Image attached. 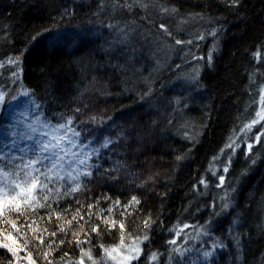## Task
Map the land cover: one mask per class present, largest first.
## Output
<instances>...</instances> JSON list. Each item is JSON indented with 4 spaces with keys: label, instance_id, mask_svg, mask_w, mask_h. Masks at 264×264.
Wrapping results in <instances>:
<instances>
[{
    "label": "trees",
    "instance_id": "obj_1",
    "mask_svg": "<svg viewBox=\"0 0 264 264\" xmlns=\"http://www.w3.org/2000/svg\"><path fill=\"white\" fill-rule=\"evenodd\" d=\"M263 88L264 0H0V139L71 119L91 153L36 165L44 206L0 215V264H120L121 238L132 264H264Z\"/></svg>",
    "mask_w": 264,
    "mask_h": 264
},
{
    "label": "snow or ice",
    "instance_id": "obj_2",
    "mask_svg": "<svg viewBox=\"0 0 264 264\" xmlns=\"http://www.w3.org/2000/svg\"><path fill=\"white\" fill-rule=\"evenodd\" d=\"M234 2H238V0H234ZM165 11H167L165 9ZM161 28H165V25L161 24ZM170 34V33H169ZM202 39V37H201ZM176 43H182V41H176ZM188 43H191L189 41ZM19 58H17L14 61H9V63H18ZM15 75V73H14ZM27 95V91L24 93ZM6 94L4 92H0V103H3L5 101ZM258 119L253 120L252 124H256L259 122L260 119H264V112L257 113ZM72 123L71 119L67 121L66 124H60L53 128V132L58 131L59 129L67 128L68 131L73 132V135L79 136L78 132H75L74 129L69 128L68 126ZM47 127V125H45ZM252 125H246V128H251ZM33 132H35V129H32ZM4 137L7 138L5 141H0V143L3 144V147L6 149L11 150L12 148L17 149L21 153L26 152H32L34 154V158L27 160L23 163L22 166L17 165V168L19 169L18 172H12V171H5L3 166H0V215H6L8 212H16L19 214H23L24 208L22 205L35 208L36 206L43 207L44 205H41L39 203V200L36 198V196L33 194L38 188H47V184L41 182V176L50 177L48 176V173L52 171L51 168L48 169L47 173H42L40 171V168L36 167V165H42L45 160H48L52 163V166L55 167L56 163L59 162V159L53 160V156L59 157V154L54 152L53 149L61 148L62 145L60 141H63L64 139H67V135L65 136H53L52 139L56 140L57 143H52L51 141H45L42 138L41 139H35L32 135H25L22 136L21 139H27L33 141V144L31 146H26L24 148H21L17 142L16 139H12V137H16L15 131H5ZM44 135H51L50 133H45ZM257 140H259V137H257ZM107 143H110V141L105 142V147L107 146ZM74 146V145H73ZM252 145H248L249 151L251 150ZM44 153H49V155H43ZM91 153L86 154L84 158L80 159L78 163L80 165L87 166V161ZM14 159H22V157H11L9 158L7 155V152H4L3 154H0V160H8L9 163H11ZM224 171H227V168L224 169ZM21 173L23 176L21 177ZM84 175H90V172H84ZM15 176V178H13ZM62 178V177H61ZM78 178V177H76ZM221 183H223V177H220ZM79 188V185L76 186L75 189L77 190ZM44 199L46 200L47 197L45 196ZM34 202V203H33ZM133 203H138L135 197L132 198ZM118 203V202H117ZM227 207V205H225ZM8 222L7 220L5 221ZM70 223V222H69ZM105 223H109L108 221H105ZM147 221L145 222V226H147ZM113 227H116V223L113 221L111 222ZM12 227H15V224H12ZM119 228L123 230L124 225L121 223L119 224ZM93 231H98V228H93ZM61 231H63V228H61ZM55 235V233H53ZM10 238V237H9ZM144 239H147V236L144 237ZM171 243H175V241H171ZM120 246L124 247L127 252L129 253L127 256H123L120 264H130V261L133 259H138L140 255V249H139V242H133L132 246L124 245L123 238L120 240ZM217 245H213V248L215 249ZM3 247L9 248L13 253H15V249H11L8 244H4ZM103 248V246H101ZM104 254L105 258H110L112 260H116L117 256H114L113 253H117L119 255V248H104ZM176 251H179V249H176ZM85 256H88L89 259H91V254L89 252L84 253ZM204 257L207 258L212 255L211 252H205ZM28 258H31V254L29 253ZM46 258V257H45ZM152 259H157L156 254L153 253ZM32 264H35L33 261ZM80 264H83V260H81ZM93 264H96L95 261H93Z\"/></svg>",
    "mask_w": 264,
    "mask_h": 264
},
{
    "label": "rangeland",
    "instance_id": "obj_3",
    "mask_svg": "<svg viewBox=\"0 0 264 264\" xmlns=\"http://www.w3.org/2000/svg\"><path fill=\"white\" fill-rule=\"evenodd\" d=\"M23 86L21 85H17L15 87H13V93H14V98L18 99L21 96H27L25 95V89L22 88ZM12 106V104H11ZM9 106V107H11ZM264 112V88L261 94V100H260V107H259V111L258 113ZM258 119V117H256L254 120ZM261 120V119H260ZM41 121L39 119H36L34 124H28V125H24V128H19V126L15 129L16 132V137H12V139H16L17 141H20V144H23L25 147L26 146H31L33 144V141L31 140H27V139H21L22 136L25 135H32L35 139H43L45 141H51L52 143H57L56 140H53L52 137L53 136H65V134L67 135V139H64L63 141H60L61 145H62V149L61 148H56L53 149L54 152L59 154V157L57 156H53V158L55 160L59 159V172L60 171H64L65 169H69V167H72L73 170L76 169L75 167L79 164L78 161L82 158H84V155L86 154V152H83V150L79 147V142L76 138L75 135H73V132L71 131H63L62 129H59L58 131L53 132V127L49 126L45 127V125L43 123H40ZM253 122V121H252ZM249 123V125L251 124L252 126L254 124ZM60 124H57V126ZM116 126L118 127V124H116ZM69 127V126H68ZM71 129H74L75 132H79L77 130V128L72 124V127H69ZM11 129V128H10ZM32 129H35L36 131L33 132ZM3 129L1 128V124H0V134L2 133ZM45 133H50L51 135H44ZM7 139L2 140V138L0 139V141H5L6 142ZM74 145V146H73ZM249 145V144H248ZM247 145V148H248ZM239 147V146H237ZM0 149L1 150H9L3 147V144L0 143ZM235 150V148H234ZM49 155V153H46ZM80 165V164H79ZM140 253H141V249H140ZM129 253L126 251L124 254H120L121 255V259L123 256H127ZM140 256V255H139ZM134 260V259H133ZM130 261V264H132V261Z\"/></svg>",
    "mask_w": 264,
    "mask_h": 264
}]
</instances>
